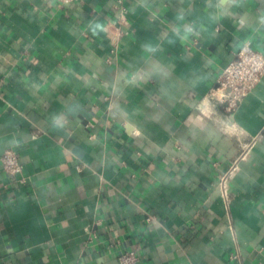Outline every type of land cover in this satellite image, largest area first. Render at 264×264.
<instances>
[{
    "label": "crops",
    "instance_id": "1",
    "mask_svg": "<svg viewBox=\"0 0 264 264\" xmlns=\"http://www.w3.org/2000/svg\"><path fill=\"white\" fill-rule=\"evenodd\" d=\"M247 40L264 0H0V264H264V75L214 95Z\"/></svg>",
    "mask_w": 264,
    "mask_h": 264
},
{
    "label": "built area",
    "instance_id": "2",
    "mask_svg": "<svg viewBox=\"0 0 264 264\" xmlns=\"http://www.w3.org/2000/svg\"><path fill=\"white\" fill-rule=\"evenodd\" d=\"M75 0H60L64 5H68ZM121 2L122 0H117ZM109 33V30L107 29ZM121 31L114 33L112 38L115 39V48ZM262 75H264V52L253 47L252 43L247 40L239 46L234 57L222 68L217 82L216 90L220 91L217 99L223 103L227 112L234 111L240 104L241 100L258 84ZM245 148V144L241 145ZM0 163L3 171L14 181L23 182L19 178L21 173V163L17 150L8 148L0 157ZM236 169L235 162L229 169L218 177L216 189L224 200L228 199L229 180L232 178ZM118 264H138V256L134 251H123L118 256Z\"/></svg>",
    "mask_w": 264,
    "mask_h": 264
}]
</instances>
